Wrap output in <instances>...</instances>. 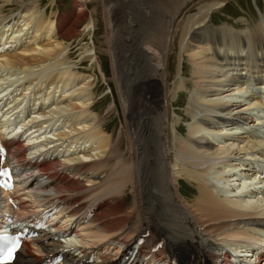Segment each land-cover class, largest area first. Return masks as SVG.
<instances>
[{
	"label": "bare ground",
	"instance_id": "1",
	"mask_svg": "<svg viewBox=\"0 0 264 264\" xmlns=\"http://www.w3.org/2000/svg\"><path fill=\"white\" fill-rule=\"evenodd\" d=\"M5 1L0 148L7 157L0 169L13 160L14 168L27 172L16 184L22 192L0 195V215L15 204L21 215L58 208L53 218H64L39 230L10 264H41L57 254L64 257L59 264H109L139 237L143 243L129 264H234L242 250L253 252L246 264H264V179L256 178L264 170V12L253 27L238 30L204 22L224 0L199 4L183 19L190 0H127L152 9L151 19L138 20L125 10L132 24L127 27L108 2L106 38L124 111L126 154L122 140L91 109L92 76L69 65L65 41L58 39L73 38L80 22L81 30L95 28L96 18L76 11L72 23L55 20L38 13V5H24L8 18L3 7L25 3ZM73 1L80 10L86 5ZM178 26L179 69L169 85ZM126 41L129 55L120 54ZM184 55L194 85L185 115L174 114L188 119L186 129L169 112V96L177 100L187 89ZM83 57L97 61L89 48ZM20 129L30 131L26 140ZM182 177L197 187L193 201L180 191ZM66 231L79 238L62 242L58 233Z\"/></svg>",
	"mask_w": 264,
	"mask_h": 264
},
{
	"label": "rangeland",
	"instance_id": "2",
	"mask_svg": "<svg viewBox=\"0 0 264 264\" xmlns=\"http://www.w3.org/2000/svg\"><path fill=\"white\" fill-rule=\"evenodd\" d=\"M25 4H22L19 6L16 5H8L3 7L1 10L2 16L7 17L13 12L14 14L20 12L24 5L27 6H33L38 5V13L44 12L45 16L54 17L55 20H66L70 23L74 21L75 17H72L73 12L76 13V11H84V13L87 15V18H90V16L96 18V26L95 28H90L87 31H84L81 28L83 27V23L80 22L77 25V33L75 36L71 39L61 37V33L64 32L70 24H66L64 28L59 32L58 36L59 40L65 41L64 44L67 46V56H68V62L69 65H73V67L78 70L79 72L84 73V75L90 74L92 76V98L93 103L91 109L98 113L102 118L103 126L106 127L108 133H112L115 140L118 139L121 141V148L124 152H129L127 147V141L124 137V111L121 106L120 102V96L118 92L117 84L114 80V70H113V61H112V55L108 53V39L106 38V23L104 20V14L106 11V5L109 2L110 9L113 8V10H116L117 18L119 20V23L121 26L124 24L127 27H131V23L129 24L127 22V13L124 11L132 13V15L135 17V19H140V17L144 16V19L147 17V19H151L150 11L152 9H146L142 4L136 5L128 3L127 0H104V2H101V0H86L85 6L83 7V10H80L78 6H74L75 2L73 0H23ZM135 1V0H134ZM150 1V2H149ZM153 0H146V3H151ZM158 1V0H157ZM206 1L210 0H190L188 6L186 5V9L181 15L180 18H185L189 14H192L196 12V6L199 4H202ZM213 1V0H211ZM5 0H0V5L6 4ZM112 4H111V3ZM225 5L220 7L219 9H215L212 11L211 16H207L205 19V23L212 27H226L227 25H233L238 30H246L249 27H253L255 24H257L261 18V12H264V0H224ZM140 6V7H139ZM142 8V9H139ZM75 9V10H73ZM108 9V12L109 10ZM143 10V12L141 11ZM150 10V11H149ZM13 14V15H14ZM126 14V15H125ZM142 14V15H141ZM13 15L9 16L8 18H11ZM242 17H245L246 20L242 19ZM70 18V19H69ZM131 22V20H130ZM179 26L176 27V30L174 32L175 35V41L173 49L171 50L170 58H169V66H168V84H173V79L176 78L177 75V69H179V51H178V34H179ZM117 41H114V44H116ZM127 45L124 46V50L121 51L120 54L129 55L131 54L130 50L128 49V41H126ZM67 44V45H66ZM110 47V46H109ZM86 48L90 49V54L93 55L95 52L97 55V61L96 59L89 60L87 57H83V52ZM95 56V55H94ZM96 58V57H95ZM127 59V57H126ZM93 61H95V64H92ZM183 62L184 67V77L187 80H185V83L187 82V89L179 90L178 97H176L175 92H173L174 97L178 98L177 100L173 99V96H169L170 101V118H174V123L178 124L180 128H187V120L186 118L178 117L176 114H183L186 113V97L190 96L191 90H193L194 82L191 78V63L188 60L187 55H184L183 59L181 60ZM101 68H99V65ZM128 64L133 67L134 64L129 60ZM104 73L105 76L102 74ZM173 80V81H172ZM172 81V83H171ZM172 87V86H170ZM181 92V93H180ZM184 98V99H183ZM246 98V95L243 96L242 99ZM116 103V107L114 105ZM174 103V106L171 104ZM184 107V108H183ZM257 112V111H255ZM210 129V128H208ZM212 129V128H211ZM57 131V130H56ZM122 135V136H121ZM51 136H53L51 134ZM55 137V136H53ZM56 138V137H55ZM120 143V142H119ZM120 153V152H119ZM127 160V159H126ZM183 178V179H182ZM180 179V191L184 195V197L187 199V201H193L196 197L197 187L190 183L186 178L182 177ZM256 186V185H255ZM126 197L125 202L127 205H129V202H131V193L129 188L125 191ZM75 254H78V252H75Z\"/></svg>",
	"mask_w": 264,
	"mask_h": 264
},
{
	"label": "snow or ice",
	"instance_id": "3",
	"mask_svg": "<svg viewBox=\"0 0 264 264\" xmlns=\"http://www.w3.org/2000/svg\"><path fill=\"white\" fill-rule=\"evenodd\" d=\"M18 246V241L15 238L0 236V252L7 251V255L3 259L11 260L13 252Z\"/></svg>",
	"mask_w": 264,
	"mask_h": 264
},
{
	"label": "water",
	"instance_id": "4",
	"mask_svg": "<svg viewBox=\"0 0 264 264\" xmlns=\"http://www.w3.org/2000/svg\"><path fill=\"white\" fill-rule=\"evenodd\" d=\"M127 22L130 24V20H129V17H127Z\"/></svg>",
	"mask_w": 264,
	"mask_h": 264
}]
</instances>
